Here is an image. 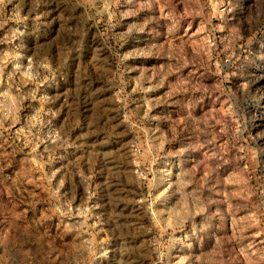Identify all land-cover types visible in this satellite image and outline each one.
<instances>
[{
    "label": "rangeland",
    "instance_id": "obj_1",
    "mask_svg": "<svg viewBox=\"0 0 264 264\" xmlns=\"http://www.w3.org/2000/svg\"><path fill=\"white\" fill-rule=\"evenodd\" d=\"M0 264H264V0H0Z\"/></svg>",
    "mask_w": 264,
    "mask_h": 264
}]
</instances>
